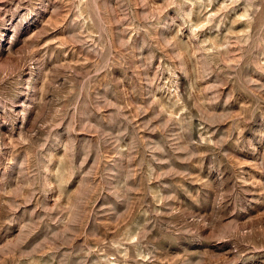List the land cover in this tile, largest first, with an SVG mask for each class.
Here are the masks:
<instances>
[{"label":"rangeland","instance_id":"1","mask_svg":"<svg viewBox=\"0 0 264 264\" xmlns=\"http://www.w3.org/2000/svg\"><path fill=\"white\" fill-rule=\"evenodd\" d=\"M0 264H264V0H0Z\"/></svg>","mask_w":264,"mask_h":264}]
</instances>
